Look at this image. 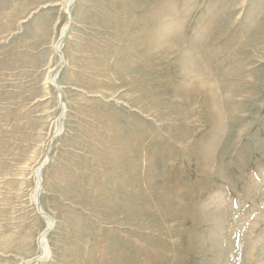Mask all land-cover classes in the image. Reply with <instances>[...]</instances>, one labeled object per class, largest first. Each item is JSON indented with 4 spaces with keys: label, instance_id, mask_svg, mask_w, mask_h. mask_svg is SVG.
Returning <instances> with one entry per match:
<instances>
[{
    "label": "rangeland",
    "instance_id": "obj_1",
    "mask_svg": "<svg viewBox=\"0 0 264 264\" xmlns=\"http://www.w3.org/2000/svg\"><path fill=\"white\" fill-rule=\"evenodd\" d=\"M66 1L0 0V264H264V0Z\"/></svg>",
    "mask_w": 264,
    "mask_h": 264
},
{
    "label": "bare ground",
    "instance_id": "obj_2",
    "mask_svg": "<svg viewBox=\"0 0 264 264\" xmlns=\"http://www.w3.org/2000/svg\"><path fill=\"white\" fill-rule=\"evenodd\" d=\"M72 3V0H67L66 1V9H67V11H68V6H70V4ZM69 17H70V15H69ZM68 24H69V21H68V23L63 27V29H62V34L64 33V31L68 28ZM64 36V35H63ZM63 36H61V37H63ZM60 37V38H61ZM58 42H61L60 40H58ZM57 42V43H58ZM56 50L58 51L59 50V53H60V55H61V57H62V59L61 60H64V62H65V57H64V54H63V52H62V50H61V45L60 46H56ZM63 62V63H64ZM56 78V79H55ZM57 78H58V75L56 76V77H54V75L52 76V77H50V81L52 82V83H54L55 84V82L57 81ZM57 84V83H56ZM56 87H59L60 88V86L57 84L56 85ZM61 92V91H60ZM60 92H59V96H60V98H61V96H62V94H60ZM61 105H62V108L64 109V103H63V101L61 100ZM48 156V155H47ZM47 161H48V159H47ZM44 164H42V165H40L37 169H36V183H37V186H36V189H35V191H34V194H33V198H34V201H36V203H37V199H38V196H40L39 194L41 193V188H42V185H43V176H42V173L43 172H41V168H42V166H43ZM37 205H38V203H37ZM41 213L47 218V221H48V226H47V228L41 233V235H40V238H39V245H40V247L42 248V250L44 251L43 252V255L46 253L45 252V248H46V245H47V234H48V232L51 230V228L53 227L52 226V223L54 222V219H53V221H52V219L51 218H53V217H50V215L48 214V213H46L45 211H43V209H42V206H41ZM47 215V216H46ZM50 229V230H49Z\"/></svg>",
    "mask_w": 264,
    "mask_h": 264
},
{
    "label": "water",
    "instance_id": "obj_3",
    "mask_svg": "<svg viewBox=\"0 0 264 264\" xmlns=\"http://www.w3.org/2000/svg\"><path fill=\"white\" fill-rule=\"evenodd\" d=\"M72 5V4H71ZM70 11H71V6H70ZM71 23H72V13L70 14V17H69V24H68V28H67V31H66V33L64 34V36L63 37H61L59 40L60 41H62L63 39H64V37L66 36V34H67V32H68V29H69V27H70V25H71ZM59 91H61L60 89H59ZM47 155H48V162L47 163H49V161H50V156H49V151H48V153H47ZM46 163V164H47ZM45 164V165H46ZM45 165H43V168L45 167ZM43 168H41V172H42V170H43ZM37 208H38V210H39V212L41 213L42 211H41V205H40V201H39V199H38V205H37ZM42 214V213H41ZM47 216V215H46ZM51 217V216H50ZM52 219V221H53V218H51ZM50 230V229H49Z\"/></svg>",
    "mask_w": 264,
    "mask_h": 264
}]
</instances>
